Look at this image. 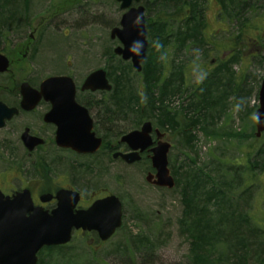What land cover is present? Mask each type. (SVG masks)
Here are the masks:
<instances>
[{"label": "trees", "instance_id": "trees-1", "mask_svg": "<svg viewBox=\"0 0 264 264\" xmlns=\"http://www.w3.org/2000/svg\"><path fill=\"white\" fill-rule=\"evenodd\" d=\"M151 1L157 4L154 9L158 12L152 17L155 10L150 8L151 2L143 0L149 44L141 72L137 74L130 62L120 57L118 69L113 70L111 63L107 68L112 90L105 92L104 97L111 103H105L104 107L108 108L110 123H122L110 131L120 137L150 120L154 126L180 139L186 161L181 163L183 171L179 173L171 160L169 167L182 206L177 228L178 235L188 245L186 264H264L263 223L254 215L255 199L264 189L261 177L264 174V133L257 138L250 131L247 136L242 128L236 130L230 125L233 112L240 110L241 119L248 118L253 123L252 130L255 128L251 117L258 106L250 103L254 94L258 97L260 78L257 80L245 69L244 72L235 70L234 66L241 61L240 53L245 49L246 28L257 30L259 27L245 17L248 0H214L218 5L217 17L236 21L237 32L225 44L224 50L229 49L227 58L212 68L204 67L206 74L193 85L187 84V68L179 63L174 65L173 60L168 59V52H173L176 59L174 51L186 47H198L203 51V47L209 46L210 51L216 50V45L209 44L204 35L208 0ZM66 2L53 7L59 10ZM163 11L164 16H169L164 18ZM29 14L30 0H0V43L5 42L0 51L13 60L14 73L17 68L20 70L19 61H24L28 55L23 58L19 52L18 56L14 53L17 48L9 51L6 38L14 28L26 25ZM111 49L108 47L105 53L114 58L116 55ZM263 64L264 56L257 62L261 69ZM134 74L140 77L139 82ZM29 82L36 83L32 79ZM177 97L180 103L174 105ZM198 134L212 141L246 138L251 141L247 150L236 151L231 158L212 148L207 159L201 161L196 149ZM257 158L261 160L257 161ZM123 228L124 225L120 230ZM125 237H128L126 232ZM129 238L128 246H122V253L131 252L130 245L134 248L131 253L134 250L148 252L153 248L149 239L141 234H132ZM66 247L43 248L38 255V264L45 250L49 255L56 253L65 259L69 253Z\"/></svg>", "mask_w": 264, "mask_h": 264}, {"label": "rangeland", "instance_id": "rangeland-1", "mask_svg": "<svg viewBox=\"0 0 264 264\" xmlns=\"http://www.w3.org/2000/svg\"><path fill=\"white\" fill-rule=\"evenodd\" d=\"M64 2L66 1L30 0V14L27 15V20L25 19L26 25L14 28L9 32L11 35L6 38L9 40L7 44L9 51L17 48L14 53H18L25 39L31 33L34 34L35 41L33 40L28 57L24 61H19L21 63L20 70L17 68L15 73L12 71L11 77L7 73L0 74V100L3 102L15 105L13 102L18 99V96L16 97V93L13 91L15 86H18L25 78L27 81L32 79L38 83L50 75L69 73L78 80H82L99 68L107 72L109 63L112 64L113 70L120 67L119 57L111 58L105 53L108 47L113 49L117 45V40L110 39V31L111 28L118 26L122 14L119 4L115 0H77L66 2L59 10L53 7ZM149 2H151L149 5L151 9H157V4H153L151 0ZM142 4H144L143 1ZM207 6L204 35H207L209 44H215L216 47L224 50L225 44H228L233 34L237 32L238 23L229 21L224 26L216 25L218 5L215 1H211ZM157 12L158 10H155L151 16L155 17ZM164 13L165 11H163V16ZM244 14L248 21L252 20L255 25L260 26L257 30L263 33L262 37H264V24L262 23L264 0H248ZM167 16L169 15L165 14L164 18ZM42 17H45L43 24L37 28L36 32H33L32 30ZM4 45L5 42L0 43V48ZM208 47H203V51L198 47L190 49L186 47L182 51H174L176 59L173 57V52H168V59L173 60L174 65L179 63L187 68L188 85L199 83L205 73L203 68L209 67L212 59L222 55L220 51L217 50L216 53L213 50L210 51ZM251 48L255 50L253 46H250L249 51ZM249 51L247 48L241 51V61L235 63V70L244 72L245 69L247 73L255 75L259 80L263 76V70L254 62L247 60V55L245 57L246 65L244 64V55ZM224 52L228 56L229 49ZM29 68L30 70H28ZM134 77H136V82L140 81L138 75L134 74ZM105 95V92L102 93L100 98L107 101ZM174 100V105L180 103L179 97ZM255 104L258 106L259 101L254 94L250 105L255 106ZM106 109L107 107H105V111ZM229 109L232 112L230 105ZM44 111L45 106H38L34 112H20L3 128H0V189L8 194L27 186L34 190H38L40 187L41 190H44L45 188L71 186L79 190L84 201L90 196L91 191L103 189L104 192L100 196L106 193L114 194L122 201L124 228L105 242H100L95 234L76 232L66 247L69 253L65 259H61L56 253L49 255L45 250L41 253L40 264H186L188 245L180 234L178 235L177 228V220L182 211L179 197L174 188L171 190L157 188L146 181L145 178L150 171L149 160L132 165L117 162L112 166L106 165L105 168L102 166L100 169L96 165L95 170L98 171L89 170L88 176L85 178L82 179L78 176L74 181H71L72 172L68 170V166L64 162L59 166L54 165L52 143H48L45 150H38L32 157H29L20 141L19 136L24 126L30 128L33 133H43L47 138L51 136L49 135L51 128L42 125ZM254 112L251 118H253ZM233 113L230 123L232 128L236 130L242 128L247 136L250 135V131L256 134V128L252 130L253 123L248 118L241 119L240 110ZM100 115L107 116L106 112H102ZM118 123L116 124L122 125V123ZM98 133L99 135L103 134L100 129H98ZM167 138L172 144L168 154L169 162L171 160L172 166L180 173L183 171L181 163L186 162L181 151L180 139L169 132ZM112 139L116 143L119 137ZM250 141L251 138L240 141L224 139L212 141V139H206L198 134L196 149L201 161L207 159L208 151L212 148H215L216 153L223 151L221 154L231 158L233 154H236V151L247 150ZM44 159L48 164L45 167L42 166ZM32 160L35 162V167L30 164ZM256 160L259 161L261 158ZM262 175L261 177L264 179V174ZM98 194L99 191L96 195ZM254 207V215L262 220L264 228V189L261 190V193L258 192ZM125 232L128 237H125ZM132 234H141L147 237L153 248L148 252L134 250L131 253L134 248L130 245L131 252L122 253V246H128L129 235Z\"/></svg>", "mask_w": 264, "mask_h": 264}, {"label": "water", "instance_id": "water-1", "mask_svg": "<svg viewBox=\"0 0 264 264\" xmlns=\"http://www.w3.org/2000/svg\"><path fill=\"white\" fill-rule=\"evenodd\" d=\"M123 10L119 25L110 31V38L117 39L119 44L113 52L122 60L131 62L132 67L140 72L146 59L148 40L144 7L134 6L140 0H115ZM137 17L139 20L137 21ZM135 48V51L132 49ZM9 60L0 53V73L9 70ZM82 90H111L112 86L102 68L92 71L84 79ZM21 95L20 108L25 111L34 109L43 98L51 108L45 113L43 120L56 125L55 142L57 146L71 148L78 152H95L101 139L92 131V119L87 110L75 102V84L71 77L53 75L41 81L39 88L32 87L28 82L19 86ZM259 106L254 115L256 136L264 131V77L258 92ZM19 109L0 101V128L17 115ZM152 124L144 122L139 130L131 131L121 137L132 150L118 153L127 163L140 160L139 152L149 147ZM157 136L164 134L156 129ZM20 139L26 149L32 151L44 144V139L29 133L25 128ZM171 143L158 141L151 149L152 167L155 174L148 173L146 181L161 187L172 188L174 178L168 168V152ZM115 155V156H116ZM50 195L46 194L44 200ZM58 205L51 212L33 205L28 189L17 191L12 196H5L0 190V264H37V252L44 245L67 243L71 239L73 228L96 230L101 240L110 238L121 226L122 207L115 195L95 201L86 210L73 212L80 195L76 191L61 189L57 192ZM43 200V198H42ZM43 200V201H44Z\"/></svg>", "mask_w": 264, "mask_h": 264}, {"label": "flooded vegetation", "instance_id": "flooded-vegetation-1", "mask_svg": "<svg viewBox=\"0 0 264 264\" xmlns=\"http://www.w3.org/2000/svg\"><path fill=\"white\" fill-rule=\"evenodd\" d=\"M211 1H214V0H208V4ZM216 17H217V15H216ZM44 18L45 17L41 18V20H43V22H44ZM216 20H217V22L215 24L218 26H224L227 24V22L229 23V21L221 20V18H218V17ZM262 23L264 24L263 19H262ZM41 24H43V23L42 22L38 23L37 26L32 31L36 32L37 28L40 27ZM246 29L247 30L244 33L245 47L249 49L250 46H253L255 48L254 52H252L254 49L251 48L250 51L248 52V55L251 58V60H254L256 58V60L259 62L262 60V58L264 56V41H263L264 37H262L263 33L259 32L258 30H253L252 28H246ZM33 36H34V34L31 33L29 35V37H27L25 39V42L23 43V45L20 47V50L18 51V53L20 52V56L28 55V53H29V51L33 45V42L35 41L34 40L35 37H33ZM258 44H259V46H258ZM217 50L220 51V53H222V55L220 57L212 59L210 61V66L207 67V69L214 67L219 61L226 58V53L224 51H222L216 47L215 51L217 52ZM11 61H12V59H11ZM262 70H263V76H261V78H260L261 80L264 77V64H263ZM205 74H206V72H205ZM60 75H68L72 78V80L75 84V101L78 104L85 107L86 110L88 111L89 115L92 117L93 130H94L96 136L101 137V146L95 152H77L71 148H63V147L57 146V144L55 142L56 129H57L56 125L53 123H46L43 121L44 114L51 108V105L49 102L41 99V101L38 103V106L39 107L45 106V111L42 113V122H43L42 125L43 126L45 125L46 127L51 128V129H49V135H51V136L49 138H47L44 136L43 133H41V134L40 133H33V132H31V130L29 128L30 134L42 137L45 140V143L43 145H38L32 151H29L28 149H26L24 147V145L22 144L24 150L26 151V155L29 157H32L36 151L45 150L48 147L47 146L48 143H52V146L54 147V152H52L53 153L52 161H53L54 165H56V166H59L63 162L68 166V170H70L72 172V176L70 178L71 181H74L78 176H80L82 179L85 178L86 176H88L87 173H89V170H93V169L95 170L96 165L99 166V169L102 166H103V168H105L106 165L112 166V165L116 164L117 162L123 163L124 165H132V164H128L125 161H123L121 159L120 155H116L119 152H129V149L127 148V146L121 145L120 140L117 139L118 141H116V143L113 142L115 140L112 138H115L116 136L113 135L114 133L110 130L114 131L117 124L114 122L110 123V117L111 116L100 115V113H102V112L103 113L106 112V114H108V111H107L108 108L105 111L104 104L105 103L110 104L111 100L107 99V101H104L105 100L104 98L103 99L100 98V95L102 93H104V92H102V90H95V91L82 90L81 86L83 84L84 79L78 80L73 74H69V73L68 74L67 73L66 74H60ZM41 81L42 80H40L38 83H36L34 85V87L38 88ZM259 87H260V85H259ZM15 88H16V86H15ZM10 89H12V88H10ZM13 92H15L17 94V88L14 89ZM18 104H19V102H18ZM37 107H36V109H37ZM36 109L32 110V112H34ZM25 128H28V127L24 126L23 130ZM156 128L159 129L156 126H153V129L151 132V137L153 140L151 147H148L147 149H145L140 155L141 159L139 162H144V160H149V162H150L149 167H151V154H152L151 149H152V147L153 146L155 147L159 140H164L167 138V135L165 137L157 136V133L155 131ZM98 129H100L103 134L99 135ZM159 131L161 132L163 130L159 129ZM161 133L164 134L167 132H161ZM30 164H32V166L35 167V162L33 160H32V163H30ZM133 164H135V163H133ZM45 165H48V164H46V159H44V161H42V166L44 167ZM95 171H98V170H95ZM40 186L44 187V185H42V184H40ZM27 188L30 191V194H31V197L33 200V204L35 206L44 207L47 210H50L56 206L57 200L55 198V194L60 188L75 190V191L79 192V190H77L76 187H71V186H66V187L60 186L57 188L54 187V188L45 189V190H41L42 189L41 187L38 190H34L33 188L31 189L28 186H27ZM98 191H99V194L96 195ZM13 192H10L8 194H12ZM103 192H104L103 189L91 191L90 196L85 201H84L83 195L79 192L80 193V201L77 204V208H86V207L90 206L94 200H97V199H100V198H103V197H106L107 195H109V193H106V194L100 196ZM46 193H48V194L51 193V195H52V196H50L51 200L49 202L43 201L44 197H42V196L44 194L46 195ZM92 197H94V198L91 199ZM42 198H43V200H42ZM75 232H78L80 234H89V233L90 234L92 233L95 235L97 234V231H90L89 232V231H82L80 229L76 230Z\"/></svg>", "mask_w": 264, "mask_h": 264}, {"label": "clouds", "instance_id": "clouds-1", "mask_svg": "<svg viewBox=\"0 0 264 264\" xmlns=\"http://www.w3.org/2000/svg\"><path fill=\"white\" fill-rule=\"evenodd\" d=\"M139 20V17H137V21ZM132 51H135V48L132 49ZM240 105H237V108H239ZM254 120H258V117H256L255 115L253 116Z\"/></svg>", "mask_w": 264, "mask_h": 264}]
</instances>
